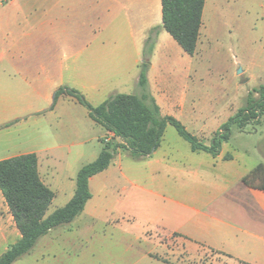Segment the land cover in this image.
I'll return each instance as SVG.
<instances>
[{"label": "rangeland", "instance_id": "374dc122", "mask_svg": "<svg viewBox=\"0 0 264 264\" xmlns=\"http://www.w3.org/2000/svg\"><path fill=\"white\" fill-rule=\"evenodd\" d=\"M26 1L23 15H32L33 2ZM7 14L9 13L0 7V18ZM162 31L176 48L163 38L156 56L153 50L150 66L153 63L155 68L151 73V91L162 102H168L173 97L178 99V108L175 110L179 115L175 116L191 133L208 144L216 130L246 105L249 93L252 92L254 97H258L259 94L254 92V89L264 85V0H207L193 56L184 54L186 58H182L178 55L177 48H182L170 34ZM64 45L65 41L61 38L51 41L50 58L46 56L39 59H46L47 64L50 60L51 66L56 69V75L63 73L68 79L71 70L68 68L69 60L64 55ZM166 54L168 55L165 57ZM72 79L70 82H75L74 76ZM62 87L76 89L86 99L87 97L84 92L69 83H64L50 95L49 113H71L72 120L64 115L65 120L53 116L52 120L42 125L29 120L31 122L27 124L16 125L15 121H11L0 126V129H3L0 132V158L24 154L35 149L38 138L47 146L65 144L63 148L40 155L43 159L44 156L51 155L49 160L55 170V175L51 178L46 176V168H41L44 178L53 180L49 187L55 192L47 215L67 203V198L76 189L79 169L97 158L103 148L102 140L113 145L120 143V140H115L109 135L101 137L106 128L92 119L88 108L76 97L65 93L57 94V90ZM137 89L138 87L135 90ZM63 96H66L64 102ZM61 103H64L63 107ZM166 141L176 147V153L181 156L191 174L197 164L201 166L202 172L212 171L203 163L205 158L202 155L206 153L196 152L191 156L193 152L190 150V144L171 124L166 133ZM79 150H83V156L77 162L76 155ZM223 153L235 156V163L231 164L232 166L222 165L225 168H252L261 165L257 177L250 182L264 185V112L259 119L247 123L243 128H239L237 124L232 125L229 141L223 145ZM114 158L117 162L124 161L127 166L130 163H139L137 160H140L133 158L122 148L115 150ZM222 166L215 165L217 171L221 169L220 171L226 172ZM116 168V165L111 166L101 177L109 179L117 176ZM134 170L135 168L133 175L141 177L140 182L148 187V192L136 189L124 181L121 185L127 186L125 195L121 197L115 194L103 200L96 195L94 189L95 199L99 201V219H89L88 222L95 224V232L83 231L89 238L88 242H63V245L67 243L66 246L73 254L82 253L79 258L73 256L74 260L70 264H243L220 251L206 247L201 242L193 241L190 236L200 229L194 222L196 213L191 209L181 208L178 202L170 199L175 193L182 196L194 183L203 185L208 177L199 181L185 174H175V182L156 183L151 180L149 173L148 180L144 181V174ZM98 184L96 180L95 185ZM202 188V192L207 194V204L202 210L215 212L218 203L222 205L224 201L223 195L219 199L213 198L209 195L213 190L211 191L208 185ZM120 209H125L133 218L131 221L135 226L129 233L126 232L125 222H122L121 218H115ZM0 212H6L5 223L9 230L10 246L18 240L19 233L10 211L6 210V203L1 194ZM61 247V244L52 245L53 250H59ZM36 253H39V249ZM35 254L21 263L36 264L33 261Z\"/></svg>", "mask_w": 264, "mask_h": 264}, {"label": "crops", "instance_id": "0c3cea01", "mask_svg": "<svg viewBox=\"0 0 264 264\" xmlns=\"http://www.w3.org/2000/svg\"><path fill=\"white\" fill-rule=\"evenodd\" d=\"M32 2L33 14L23 15L26 0H0V7L9 13L0 18V126L11 121H15L16 125L31 121L42 125L52 120L53 116L65 120L64 115L72 120L71 113L57 115L54 111L50 113L48 111L50 95L64 83L72 84L84 92L93 105H99L113 93L138 92L139 89H135L138 87L144 44L154 27H159L154 56L160 51L163 38L176 48L162 31L164 29L161 27V0H32ZM58 38L65 41L64 55L69 60L68 68L71 70L68 79L63 73L56 75V69L51 66L50 60L47 64L46 59L43 61L39 59L46 56L50 58L49 44ZM177 53L186 58L183 49L177 48ZM154 68L152 63L148 71L150 88ZM73 76L75 82H70ZM152 93L163 115L174 117L179 115L175 110L178 108V99L173 97L168 102H162L153 91ZM65 97H62V102ZM63 104L61 103V107ZM168 128L169 125L161 144L148 158L137 160L139 163H130L129 166L122 160L117 162L114 158L106 170L92 176L89 182L92 197L82 213L72 222L51 229L38 240L29 253L13 264L24 263L27 261L25 258L34 255L38 249L39 253L33 257L36 264H70L74 260L73 256L79 258L82 253L73 254L66 246L67 243L63 245V242L70 240L88 242L89 238L83 231L95 232V224L88 222L89 219H99L97 211L99 201L95 199L94 189L96 195L103 200L115 194L121 197L125 195L127 186L121 185L124 181L136 189L148 192V187L140 182L141 177L133 175L134 168V171L144 174L142 177L144 181L148 180L149 173L151 180L156 183L175 182V174H185L199 181L208 177L203 185L194 183L182 196L175 193L173 195L176 199L173 196L170 198L178 202L181 208L191 209L194 214L196 213L194 222L200 229L190 238L235 260L264 264V185L244 182V177L257 165L237 169L223 167L222 165L232 166L235 163V156L226 159L223 143L217 156L207 152L206 155H202L205 158L203 163L212 171L202 172L201 166L197 164L192 169V175L185 167L181 156L176 153V147L167 143ZM2 130L1 128L0 132ZM105 135L113 137L108 130L101 137ZM63 146L65 144L47 146L38 138L37 147L25 152L37 154L41 178L48 186L53 183L51 178L55 175L54 166L49 160L51 155L44 156V159L40 155ZM190 150L193 152L191 156L196 152H204L193 151L191 146ZM76 156L78 162L83 156V150H79ZM7 157L2 156L0 159ZM115 165L117 176L103 179L101 174ZM215 165L222 166L226 172L220 171L221 169L218 172ZM43 166L46 168V176L51 177L48 180L44 178L41 169ZM96 180L98 186L95 185ZM204 185L213 190L209 194L211 197L217 199L222 195L224 197L222 205L218 203L215 212L202 210L207 204L205 201L207 194L202 192ZM74 192L67 198V202L73 197ZM0 194L2 195L1 190ZM6 210H9L7 203ZM49 210L50 207L47 212ZM6 212L5 214L0 212V256L10 247L9 230L5 223ZM102 218L103 216L101 217L103 221ZM115 218H121L122 222H125L128 233L135 226L132 216L125 209H120ZM18 233L20 238L19 230ZM54 244H61L62 247L53 250Z\"/></svg>", "mask_w": 264, "mask_h": 264}, {"label": "trees", "instance_id": "16d2710c", "mask_svg": "<svg viewBox=\"0 0 264 264\" xmlns=\"http://www.w3.org/2000/svg\"><path fill=\"white\" fill-rule=\"evenodd\" d=\"M205 3L206 0H161V27L191 56L196 52ZM158 34L159 27H154L145 40L138 92L113 93L94 106L76 89L62 87L57 90V94L65 93L76 97L88 108L93 120L111 132L114 139H120L117 145L102 140L103 148L97 158L79 169L74 195L64 206L47 215L55 192L42 180L35 152L0 159V190L21 235L0 256V264H13L29 253L51 229L70 223L79 216L92 197L90 178L110 166L117 148L127 150L133 158H147L157 150L166 127L171 124L193 151H204L217 156L223 143L229 141L232 125L237 124L239 128H243L261 117L264 112V85L254 89L259 94L258 97L249 93L246 105L216 130L208 144L191 133L178 118L163 115L148 78ZM231 158V155H226V159ZM260 168L261 165L256 166L244 177V182L250 184V180L257 177Z\"/></svg>", "mask_w": 264, "mask_h": 264}]
</instances>
